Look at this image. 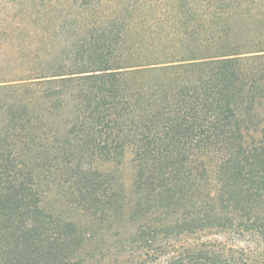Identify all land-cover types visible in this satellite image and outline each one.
Returning <instances> with one entry per match:
<instances>
[{
  "label": "trees",
  "instance_id": "1",
  "mask_svg": "<svg viewBox=\"0 0 264 264\" xmlns=\"http://www.w3.org/2000/svg\"><path fill=\"white\" fill-rule=\"evenodd\" d=\"M0 264H264V0H0Z\"/></svg>",
  "mask_w": 264,
  "mask_h": 264
},
{
  "label": "rangeland",
  "instance_id": "2",
  "mask_svg": "<svg viewBox=\"0 0 264 264\" xmlns=\"http://www.w3.org/2000/svg\"><path fill=\"white\" fill-rule=\"evenodd\" d=\"M128 165H129V164L126 162V164H125V170H126V172H127V176L129 175V172H130V171H129V167H128Z\"/></svg>",
  "mask_w": 264,
  "mask_h": 264
}]
</instances>
